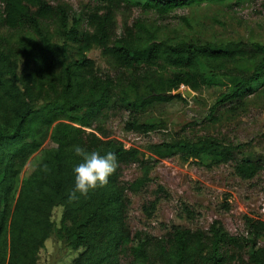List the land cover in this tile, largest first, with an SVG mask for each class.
I'll use <instances>...</instances> for the list:
<instances>
[{"label":"trees","instance_id":"1","mask_svg":"<svg viewBox=\"0 0 264 264\" xmlns=\"http://www.w3.org/2000/svg\"><path fill=\"white\" fill-rule=\"evenodd\" d=\"M90 1L75 13L48 0H0V264H37L52 233L63 248L78 251L68 264H264V248L257 244L263 221L245 217L243 235L230 234L218 220L206 230L172 224L160 238L131 233L127 223L129 195L149 189L157 161L178 156L183 162L206 160L209 167L226 163L235 176L251 180L264 169V159L244 156L242 145L208 134H172L141 151L93 126L111 110H126L125 131L160 132L165 121L154 111L185 103L181 94L166 95L181 87L213 90L215 101L204 121L215 120L226 106L237 110L253 94L264 96V44L162 41L159 26L141 18L115 28L120 8L163 16L176 8L230 0ZM93 48L111 71L101 72L86 57ZM241 61L248 65L231 72L229 66ZM75 145L115 153L118 167L105 187L69 201L72 168L79 159ZM36 152L38 161L20 179ZM130 165L139 176L127 182L122 170ZM153 194L141 207L146 218L160 197L168 196L159 184ZM55 207L62 209L57 226L51 219ZM182 212L190 219L196 215L184 204Z\"/></svg>","mask_w":264,"mask_h":264},{"label":"rangeland","instance_id":"2","mask_svg":"<svg viewBox=\"0 0 264 264\" xmlns=\"http://www.w3.org/2000/svg\"><path fill=\"white\" fill-rule=\"evenodd\" d=\"M48 1L52 5L67 4L75 13H81L91 5L90 0ZM181 17L186 22L182 21ZM136 18L158 25V39L162 41L232 40L264 44V0L201 3L173 9L163 16L154 11L120 8L115 12L116 30ZM81 28L88 29L83 22ZM1 33L6 34L7 30L2 28ZM85 55L94 62L96 69L103 73L111 71L97 48L88 50ZM247 65V62L241 61L235 66H229V69L238 74L240 69ZM222 83L226 84L227 79H222ZM224 88L216 87L220 90ZM180 90L186 91L189 88L182 87ZM180 94L185 103L174 102L154 111L157 118L165 121V129L160 132L143 136L125 131L123 126L127 118L126 110H111L106 116H100L93 126H102L108 136L121 141L125 147H135L141 151H144L149 143L167 139L172 134L177 133L182 137L208 134L242 145L244 156L264 159V96L261 93L253 94L237 110L229 106L221 108L213 121L202 119L214 104L213 90L192 92L189 97ZM193 96L196 99H193ZM88 130L90 129H86ZM38 155L39 152H36L31 156L20 173V179L32 171L38 161ZM206 163V160L200 163L183 162L178 156L157 161L150 171L152 184L149 189L139 195H129L127 223L131 233L140 231L160 238L172 224L206 230L212 221L218 220L230 234L243 235L247 231L245 217L264 222V169L255 178L242 180L234 175L230 164L209 167ZM138 176L139 170L134 165L126 166L122 170L124 181L130 182ZM157 184L168 192V196H161L153 215L146 218L141 207L147 200L153 199ZM183 204L196 213L193 218H187L182 212ZM61 213V207H55L52 211L51 219L56 226L61 220ZM257 244L264 248V232L257 239ZM55 245V264H68L78 254V251L63 248L59 239L52 233L38 254L37 264L49 263Z\"/></svg>","mask_w":264,"mask_h":264},{"label":"clouds","instance_id":"3","mask_svg":"<svg viewBox=\"0 0 264 264\" xmlns=\"http://www.w3.org/2000/svg\"><path fill=\"white\" fill-rule=\"evenodd\" d=\"M74 155L79 159L72 168L73 186L68 192L69 201H76L105 187L118 167L117 156L110 151L102 154L100 151L75 145Z\"/></svg>","mask_w":264,"mask_h":264},{"label":"water","instance_id":"4","mask_svg":"<svg viewBox=\"0 0 264 264\" xmlns=\"http://www.w3.org/2000/svg\"><path fill=\"white\" fill-rule=\"evenodd\" d=\"M180 93H183L187 97L192 95V92L189 91V90H186V91L178 90L175 93H166V95L180 94ZM56 252H57V245H55L54 252H53L48 264H55V262H56Z\"/></svg>","mask_w":264,"mask_h":264},{"label":"built area","instance_id":"5","mask_svg":"<svg viewBox=\"0 0 264 264\" xmlns=\"http://www.w3.org/2000/svg\"><path fill=\"white\" fill-rule=\"evenodd\" d=\"M182 88V87H181Z\"/></svg>","mask_w":264,"mask_h":264}]
</instances>
